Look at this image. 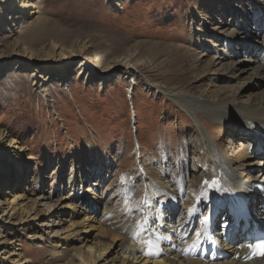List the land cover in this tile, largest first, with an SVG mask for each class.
I'll return each mask as SVG.
<instances>
[{"label":"rangeland","instance_id":"1","mask_svg":"<svg viewBox=\"0 0 264 264\" xmlns=\"http://www.w3.org/2000/svg\"><path fill=\"white\" fill-rule=\"evenodd\" d=\"M248 1L234 0V3L248 4ZM32 2L38 7L39 17L46 18L53 30H49L46 38L33 39V34V38L29 34L18 36L23 22H19L11 34L0 28L2 52L11 56L18 50H21L23 55L33 51L32 54L40 58L49 53L54 54L57 61L60 54L68 56L71 61L75 51L85 43L88 46V54L83 59L79 58L67 64L68 75L63 86L54 82L55 62L48 67H43L45 64L42 62L34 68L27 65L17 72V76L12 75L10 68L6 69V65L2 66L0 62V131L4 135L7 133V139L17 142L16 150L7 155L20 156L22 160H27H24L26 164L22 165L25 170L23 174L12 167L3 175V181L7 183L8 188L15 179L20 181L23 177L22 182H17L16 185L20 184L26 200L39 202V207L33 205L34 210L30 212V217L25 223L12 221L17 225L0 224V229L8 241H15L16 253H20V258L24 257L20 261L21 264H46L53 257L67 254L70 245L79 246L78 242L72 244L67 241L66 244L59 239L68 231V224L64 221L71 223L77 220L75 213L71 216V210L60 207L73 208L77 204L73 200L75 196L70 197V194L77 195L79 191L76 192L75 189L78 187V190H82V184L74 187V191L69 186H72L70 178L74 176L75 170L77 173L81 170L89 174V177L83 178L84 181L97 179L96 183H101L96 184L98 187H93L96 189V197H102L97 199V207L86 213V216L91 218L88 224L106 228L108 232L123 238L116 243L115 249L111 250L107 261L115 256L112 253L117 249L119 255L128 256V249L134 251L140 245L137 240L136 244H133L130 238L127 239L133 236L132 229L129 230L131 233H121L127 226H134V219L130 222V215L122 219L125 216L123 213H130L127 202L130 207L133 205L134 209L138 207L139 202L141 182L134 167L137 152L134 151L133 142L137 140L141 146L139 162L144 164L145 172L149 174L147 183L149 181V184H153L157 181L154 179L168 183L172 180L171 177L176 175L177 169L174 166L178 167V163L180 174L174 179L178 176L184 178L189 164L181 162L180 156L184 154L191 123L162 92L173 87L189 89L202 80L204 84L194 88L192 92L199 93L209 88L221 90L220 88L230 84L214 80L205 81L207 78L203 76L206 64L212 56L206 49L217 41L213 34L219 28L216 27V22L229 20L230 11H227V16L221 14L223 5H226L228 0ZM1 19L0 13V22ZM203 22H206L205 25H202ZM57 30V34L53 35L52 32ZM17 37L22 40H17ZM8 41L16 46H9ZM203 54L206 56L200 59ZM17 62L19 60L15 61ZM95 62H99V71L114 64L106 75L104 87L99 86L100 77L86 80L89 71H92L87 64L94 65ZM81 66L79 74L77 69ZM124 67L131 68L129 73L125 72ZM219 69L220 66L214 68L217 72ZM31 70L34 71L31 73ZM147 80L154 87L150 88ZM239 83L241 84L242 80H239ZM235 84L238 82H234L232 86ZM237 94L238 92L235 93ZM129 99L132 106L129 105ZM215 135L221 136L219 138L225 141L229 140L228 133L222 135L220 129ZM87 145H91L97 152L90 154ZM109 155L121 160L119 165L118 162L110 163L111 173L108 167L110 165H105ZM104 173L106 179H109L101 182ZM109 173L114 175L113 179V175ZM118 182L121 188L119 203L126 204L122 205L125 211L121 209L117 212L116 218L121 219L119 225H116L115 231H111V224H115L109 221L106 227L105 223L100 222V217H94L93 212L96 210L95 213L103 216L114 214L113 205H110L108 210L103 209L109 196V204L111 201L113 204L114 199L118 197V193L113 192V187ZM188 183L192 186L191 179H188ZM131 186L133 188H129ZM168 188L167 192L171 193L173 188ZM150 191L153 192L151 188ZM5 198L3 194V201ZM182 203L183 201H180V204ZM114 204L119 207L117 200ZM46 210L49 212H45ZM149 223L150 221H145L144 226L148 227ZM147 229L151 230V226ZM89 240L91 243H111V237L98 238L97 231L89 233Z\"/></svg>","mask_w":264,"mask_h":264},{"label":"bare ground","instance_id":"2","mask_svg":"<svg viewBox=\"0 0 264 264\" xmlns=\"http://www.w3.org/2000/svg\"><path fill=\"white\" fill-rule=\"evenodd\" d=\"M248 4L235 5L234 0H228L226 5H223L221 14L222 16L225 14L227 16V11H230V14H228L229 20L228 22L217 20L216 25L218 26L216 27L219 28L213 32L217 41L212 47L206 49L212 53V56L206 64V70L203 71L204 75L202 74L207 78L205 81L214 80L230 84H226V86L220 88L221 90L209 88L207 91L204 90L199 93L192 92L194 88L204 84L202 80L196 86L190 87L189 89H176L173 87L166 91L167 93L162 92L163 96L178 107L187 117L186 119L191 123V129L190 134L186 136L187 143L184 146L185 154L181 160V162L184 161L189 164L184 178L182 179L181 176H178L177 179H174L180 174V165L178 163V167L176 165L174 166L177 169V173L171 177L172 180H169L168 183L163 182L161 179V181L154 179L157 181L149 184V181L147 183V176L142 181L143 185H147L149 192L150 188L153 190L154 195L156 197L158 196V199L164 201L169 200L168 211H165L166 208L163 210L161 207L162 203L159 205L160 200L154 208L147 211L146 206L144 208L149 217L147 218L148 222L151 218H155L157 228L154 232H151L153 231L152 228L151 230L149 229L148 236L151 234L153 236L143 244V249L150 250V255L156 261L151 260L148 253H144L141 248L142 243L139 241L138 243L140 245L138 249L136 248L134 251L132 249L127 250L130 255H119V250L117 249V251H113L115 253H112L115 256L107 261V258L111 255V250H114L116 243L123 238L121 239L119 235L114 233L113 235L106 228H99L88 224L91 218H88L86 213L93 209L98 199L94 193L95 189H92V187L96 186L97 183L99 184V181L97 183V179L90 181L84 189L83 185L86 181L83 178L89 177V174L84 171H78L77 173L75 170L74 176L70 178L72 185L70 188L74 191V187L80 183L82 184V191L80 193L77 192L74 198L76 200L79 198L81 204L75 205L73 208L72 206L60 207V209L66 208L71 210V216L75 213V219L77 220L71 223L64 221L65 224H68V231L64 232L66 235L63 234L64 236L59 241H64L65 243L71 241L72 244L78 242L79 246L72 247L70 245L67 254L53 257L46 264H205L197 260H184L180 256H171V253H167L168 249L165 248L164 237L171 230L170 223L176 217L172 208H175V210L180 209V214L176 217L175 225L172 227V229L179 230L184 225H192L197 217L200 216L202 210H204L205 214L211 204L213 196L217 193L219 197L215 200L214 204L216 206L224 204L227 198L224 193L217 186L214 187V190L210 187L209 180L215 176H217L220 185L224 187L225 191L235 192L239 196L251 201V203L256 199V195L250 192L251 184L264 183V161H261V157L264 155V62L262 65L259 64L251 56V53H244L241 56L240 48L242 47V50H244L243 48H247L253 43L260 44L259 42H253L252 36L253 29L258 28L264 22V0H249ZM0 13L2 14L0 28L6 30L9 34L13 32V28L19 22L23 23L21 24V29L18 31V36L29 34L32 38L34 35L33 39L46 38L49 30H53L50 22L46 18L39 17L38 7L32 0H0ZM205 23L203 22L202 25H205ZM57 32L58 30L52 32V34L56 35ZM17 40L22 39L17 37ZM7 43L10 42L8 41ZM12 45L16 46V44L12 43L9 46ZM1 46L2 44L0 43ZM227 46L234 48L227 50ZM2 51L0 49V62L3 64L2 66L6 65L5 68H10L12 75L16 76L17 72L22 71L23 67H27V65H31L34 68L42 62L45 64L43 67H48L49 64H54L55 62L56 80L54 82L59 86H63L66 84L68 75L67 64L87 56L88 46L82 43L79 50L73 54L74 59L71 61L68 56L65 57V55L60 54H58L60 59L57 61L56 56L54 58V54L49 53H46L44 58H40L38 55H33V51L24 53L23 55L22 51L18 50V52L13 53L11 56H8V54ZM34 53L38 52L34 51ZM205 56L206 54L201 55L200 59H203ZM18 60L19 62L15 63ZM97 64L99 62H95L94 65L87 64L92 71H89L86 80L91 81L100 77L99 86L104 87L106 75L109 74V70L114 64L103 71L98 70ZM217 66H220L219 72L214 70ZM81 68L82 66L77 69V73L80 72ZM130 69L129 67H124L127 73H129ZM33 71L31 70V73ZM239 80H242L241 84ZM234 82H238V84L232 86ZM147 85L150 88L154 87L149 80H147ZM236 92H238L237 95H235ZM243 99L245 100L243 101ZM218 129H220L222 135H227L228 133L230 142L229 140L225 141L223 138H219L221 136L215 135V133H218ZM16 144L17 142L13 139H7V133L4 135L0 131V159L2 158V161H0V224L2 225L16 226L17 224L12 223V221L23 224L30 217V212L34 210L33 205L39 207L37 200H26L22 194L23 189L20 184L18 185L19 187L16 185L17 182H22L23 177L20 181L15 179V182L10 183L8 188L7 183L3 181V175L12 167L20 170L22 174L25 171L22 166L26 164L24 162L25 159L22 160L20 156L13 157L7 155L16 150ZM87 149L92 155L97 152L92 149L91 145H87ZM4 158L5 160H3ZM188 179H191L192 186L189 183L187 184ZM167 186L170 189L171 187L173 188L171 193L167 192V190L169 191ZM3 194L4 197L6 196L4 201ZM199 200L200 203H198ZM180 201H183V203L180 204ZM151 203L148 197V208L151 207ZM45 212L49 211L46 210ZM202 221L203 219H201L199 225L196 227V234L202 230ZM257 221H263V218H258ZM131 229L134 232V228ZM91 231H97V237L101 239L111 237L110 245L103 244L102 242L91 243V240H89V233ZM137 231L139 233L138 240H140V235L147 233L148 229H143L138 226ZM129 232L131 233V231ZM5 236L0 229V264H21L20 261L24 257L22 256L23 258H20V253H16L15 241H8ZM224 247L228 253H233L230 247L225 245ZM220 264H264V260L247 263L231 260Z\"/></svg>","mask_w":264,"mask_h":264},{"label":"snow or ice","instance_id":"3","mask_svg":"<svg viewBox=\"0 0 264 264\" xmlns=\"http://www.w3.org/2000/svg\"><path fill=\"white\" fill-rule=\"evenodd\" d=\"M205 183H207V181H205ZM257 247H258L260 256L264 257V242L257 245Z\"/></svg>","mask_w":264,"mask_h":264}]
</instances>
